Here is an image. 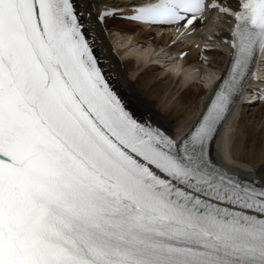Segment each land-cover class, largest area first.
Instances as JSON below:
<instances>
[{"label":"snow or ice","instance_id":"obj_1","mask_svg":"<svg viewBox=\"0 0 264 264\" xmlns=\"http://www.w3.org/2000/svg\"><path fill=\"white\" fill-rule=\"evenodd\" d=\"M95 7L0 0V264H264V168L241 176L213 158L249 80L264 82V0H105L98 22L177 40L208 13L235 22L224 73L179 139L109 82ZM224 158L238 167L231 143Z\"/></svg>","mask_w":264,"mask_h":264},{"label":"bare ground","instance_id":"obj_2","mask_svg":"<svg viewBox=\"0 0 264 264\" xmlns=\"http://www.w3.org/2000/svg\"><path fill=\"white\" fill-rule=\"evenodd\" d=\"M87 2V0H85ZM95 5H101L105 0H92ZM118 4L123 1L113 0ZM95 12L92 10V21ZM94 23V21H93ZM94 27V25H92ZM105 32L94 27L93 39L101 54L103 65L107 67L109 75L116 84L120 93L131 101L130 107L138 112L152 116L153 120L165 127L172 129L183 125L198 102L203 100L200 97L204 90L200 83L189 82L187 79L179 80L175 75L169 76L155 64L146 62L147 59L134 62L121 51L113 54L110 43L118 39V32L122 33L117 46H126L130 39L125 37L124 32H138L139 37H146L149 32L143 27L133 25L124 20L112 19L106 23ZM116 30V31H113ZM107 34L104 35V34ZM162 39H153V44L161 42ZM214 63L220 68L222 57L221 52H213ZM192 59L191 55L185 57V62ZM197 76V75H196ZM201 81L202 77H196ZM249 103L241 106L238 118L232 119L228 126L230 134L226 143L232 145L233 156L238 167H234L229 161V166L245 174L246 164L255 168H264V107Z\"/></svg>","mask_w":264,"mask_h":264},{"label":"rangeland","instance_id":"obj_3","mask_svg":"<svg viewBox=\"0 0 264 264\" xmlns=\"http://www.w3.org/2000/svg\"><path fill=\"white\" fill-rule=\"evenodd\" d=\"M251 106V105H250Z\"/></svg>","mask_w":264,"mask_h":264}]
</instances>
